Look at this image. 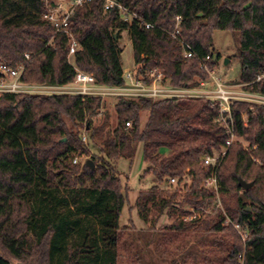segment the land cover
<instances>
[{"label": "trees", "instance_id": "16d2710c", "mask_svg": "<svg viewBox=\"0 0 264 264\" xmlns=\"http://www.w3.org/2000/svg\"><path fill=\"white\" fill-rule=\"evenodd\" d=\"M117 1L137 19H121L117 6L105 11L103 0L75 9L70 28L79 49L72 62L68 36L43 18L45 0H0V63L24 65L27 83L67 84L78 67L98 84L122 86L118 38L128 30L137 77L149 83L157 68L170 85L196 88L210 78L201 66L206 56L212 57L210 69L221 58L214 60V31L228 30L237 39L240 82L264 94V77L258 79L264 73V0ZM184 47L193 56L186 57ZM103 106L102 96L0 94V264H119L121 239L133 226L120 222L129 197L118 162L133 161L139 145L145 175L157 183L139 191L132 209L149 224L146 241L157 242L160 259L169 254L171 264H264V105L233 101L236 140L219 160L218 191L205 186L215 169L203 158L221 153L231 135L210 98L120 97L112 131ZM77 154L86 161L73 163ZM240 179L254 185L244 189ZM176 202L209 213L201 221L176 219L158 235L160 217L167 209L172 215ZM190 213L183 208L180 214ZM124 244L135 242L125 237Z\"/></svg>", "mask_w": 264, "mask_h": 264}, {"label": "built area", "instance_id": "2783aa9c", "mask_svg": "<svg viewBox=\"0 0 264 264\" xmlns=\"http://www.w3.org/2000/svg\"><path fill=\"white\" fill-rule=\"evenodd\" d=\"M92 0H45L46 10L43 13L45 21L51 23L55 28L56 33H65L69 38V58L72 60L73 56L79 49V42L75 37L72 29L70 28V18L74 13L75 9L83 4ZM105 11H108L117 6L120 18L132 23L137 19L136 15L124 4L117 0H103ZM180 17H178V21ZM147 27H152L151 23H145ZM179 24L177 25V28ZM179 32V29L176 31ZM194 51L192 48L184 47V55L186 57L193 56ZM29 58V55H27ZM211 55H207L206 59L202 61V67L210 73L211 79H216V88L211 89L206 86L209 83V79L202 81L200 86L196 88H181L174 87L169 84L167 78L162 71L157 68L151 71V82L147 83L143 80L142 76L137 77L136 72L126 70L124 71V78L126 84L122 86H107L101 85L96 82V78L92 73H87L76 67V76L70 83L63 85H49V84H37L27 83L22 80V73L25 69L24 65L12 68L9 67L5 62L0 63V71L3 73V78L0 80V94L4 92H22V93H44V94H76L83 97L89 96H102L103 90L113 89L115 94H123L122 97H147L153 99H161L167 97H206L212 100L213 106L220 108L221 121L230 132V139L224 150L221 153L206 155L203 161L206 164H212L214 171L212 175L205 181V186L211 189L219 190V181L217 178L216 170L219 166V160L222 159L228 151L229 146L236 140L233 118L231 113V106L235 99H244L253 101L264 105V94L250 92L245 90L244 92L236 95L231 90L227 89L224 82L218 81L215 75V69H210L207 61L211 59ZM215 60V57H214ZM73 62V60H72ZM264 77V73L258 76V79ZM103 97V96H102ZM130 98V99H131ZM195 98V97H194ZM229 120L231 123H229ZM127 126H131V121L126 123ZM84 140L87 142L86 135ZM74 163H79V157L74 158ZM178 178L172 177L171 182H175ZM191 213L186 215L189 220L202 219L203 210L190 208ZM205 215V214H204ZM235 227L242 232V228L239 224H235ZM243 237L246 234L243 233Z\"/></svg>", "mask_w": 264, "mask_h": 264}, {"label": "rangeland", "instance_id": "374dc122", "mask_svg": "<svg viewBox=\"0 0 264 264\" xmlns=\"http://www.w3.org/2000/svg\"><path fill=\"white\" fill-rule=\"evenodd\" d=\"M214 47L215 52H218L221 55V58L218 61V67L215 69V75L218 81H222L226 84L227 89L231 90L236 95L245 91L244 84L240 82L241 77V63L240 60L236 57L237 49V39L234 37L231 31L228 30H215L214 34ZM118 44L121 48V58L123 61L124 71L129 70L136 72L137 66L135 64L133 46L131 41V36L128 30L120 31V37L118 38ZM229 59V60H228ZM72 61V60H71ZM216 79L209 78V83L206 86L207 88L215 89L216 88ZM201 87V86H199ZM103 99L104 106L103 112L107 113V126L106 130L112 131L118 124V114L116 111V103L120 97L124 96L123 94H115L113 89L103 90ZM196 95V94H195ZM193 96L198 98L199 96ZM131 98V97H129ZM131 99H138V97H132ZM143 119L145 113L142 114ZM103 114L95 118V123L99 124L103 119ZM88 134H86V139H88ZM247 145V143H245ZM92 152H98L97 149L92 148ZM76 157H79V163L86 161L87 157L85 155L77 154ZM74 160V159H73ZM74 163V161H73ZM118 168L120 170V175L123 184L128 189L129 204L125 207L123 215L121 217V226L127 225L132 227L133 230L126 231L125 237L129 238V241H134L135 244L133 247H128L124 244V238L121 239L120 243V260L119 264H171L173 256L169 254L163 256V259H160L159 246L157 247V242L151 241L147 242L149 238L150 230L149 224L145 223L138 215L136 209H132V205L137 198L139 191L143 188H149L152 185L156 184V178L150 174L145 175L146 163L143 159L142 145L138 146V150L133 161L127 159H121L118 162ZM169 185V184H168ZM175 186V185H174ZM162 189L169 187L167 183L161 185ZM185 190H181L178 200H181L184 197ZM218 205L223 208L221 200H219ZM185 209H190L187 205H181L176 202L173 209L174 213L171 215L169 209L160 217V228L158 223V235L159 229H165L170 226L176 219H183L188 221L189 219L186 216L181 215V211ZM202 216H206L209 211H204ZM223 213L227 216V212L223 208ZM205 214V215H204ZM205 218V217H204ZM201 221V219H197ZM228 221L230 219L228 218ZM136 233L137 236H133ZM159 238V236H157ZM140 238V239H137ZM136 239L138 241H136ZM193 243V241H192ZM131 248V249H130ZM174 251V250H173ZM179 258L178 255H176ZM180 259V258H179ZM13 264H22L19 261L13 260Z\"/></svg>", "mask_w": 264, "mask_h": 264}, {"label": "water", "instance_id": "95a60500", "mask_svg": "<svg viewBox=\"0 0 264 264\" xmlns=\"http://www.w3.org/2000/svg\"><path fill=\"white\" fill-rule=\"evenodd\" d=\"M214 57H215V59H218V57H219V53H218V52H215V53H214ZM228 60H229V59H228ZM87 163H88L92 168H94V163H93L90 159L87 160ZM253 185H254V182H247V181L244 180V179H240V186H241L242 188H244V189H249V188H251Z\"/></svg>", "mask_w": 264, "mask_h": 264}, {"label": "crops", "instance_id": "0c3cea01", "mask_svg": "<svg viewBox=\"0 0 264 264\" xmlns=\"http://www.w3.org/2000/svg\"><path fill=\"white\" fill-rule=\"evenodd\" d=\"M145 113V115H144V119H143V121L145 122L146 121V119H147V117H148V112H144ZM143 114V113H142ZM159 227H160V222H159Z\"/></svg>", "mask_w": 264, "mask_h": 264}]
</instances>
